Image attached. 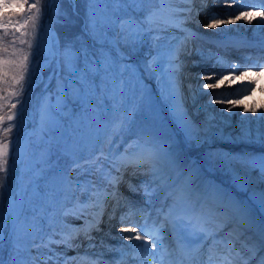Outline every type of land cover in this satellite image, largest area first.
I'll return each mask as SVG.
<instances>
[{"label": "rangeland", "instance_id": "rangeland-1", "mask_svg": "<svg viewBox=\"0 0 264 264\" xmlns=\"http://www.w3.org/2000/svg\"><path fill=\"white\" fill-rule=\"evenodd\" d=\"M35 2L36 0H26L23 9L0 8V12L5 14L7 29H12L10 43L6 42L8 38L5 37L7 53L0 51V58L18 63L22 57L15 50L29 51L28 46L20 44L16 38L20 37L22 31L30 30L28 25L20 28L23 23L21 17L26 19L34 11L28 9L27 5ZM211 3L213 0H203L201 3L208 13L226 9L225 14L232 15L248 6L249 0H245L243 7L234 4L231 8L222 0L220 3L223 4ZM48 5L49 0H40L41 17L31 50L29 73L25 77L26 93L29 76L32 82L36 74L39 62L36 57L48 55L44 43V19ZM163 5V0H58L53 30L54 57L42 66L43 77L33 90L25 109L33 118V123L23 133L17 147L18 185L9 200L6 216L3 202L12 187L10 160L6 182L0 188V256L5 264H44L46 259L58 252L56 243H49L50 240L60 241L64 235L76 239L80 228L74 226L66 214L77 206L80 196L88 194L92 188L98 192V188L91 184V179L85 178L80 171L88 166L89 159L103 158L107 162L110 158L118 160L132 144L142 148L146 146L144 151L148 157L168 156L169 171L166 174H170L174 184L183 182L195 194L214 192V199L225 207L230 220L240 221V217H244V223L250 228V232L264 241V118L261 116L264 111H260L252 120L242 114L245 109L263 108L264 84L245 81L242 84L237 80L232 85L225 86L209 79V75L213 73L220 76L226 74L233 64L238 65L239 70L248 69L253 63L252 68H255L256 60L251 54L243 55V52L240 56L220 53L217 44L201 41V45L195 48L206 64L200 69L190 70L191 64L198 62L194 49L190 56L185 55L184 51L178 52L180 59H183L181 68L187 67L185 69L190 70L189 77H196L193 84L188 80L183 81L186 78L184 71L179 75L180 83H184L186 87L191 85L187 93L195 97L190 105L195 109L200 106L204 114L213 115L214 120L220 124L219 128L210 126L204 120L205 116L199 118L191 114L192 129L189 135L188 130L171 113V95L168 90L165 92L162 89L158 72L154 70L152 63L159 40H162L153 14L162 11ZM200 8L197 7L198 11ZM66 11H70L71 18L66 16ZM135 17L146 26L144 32ZM124 18L128 20L127 25L122 22ZM197 19V24L205 27V20L200 17ZM183 21L187 22L186 15ZM150 23L153 25L151 30L147 28ZM18 28L19 31L16 30ZM146 40L154 43L152 50L146 46ZM258 65L261 66L260 69H264V65ZM209 67L215 71L210 73ZM3 70L7 72L11 84V78L17 74L18 69L15 64L8 63ZM238 73L242 74L240 71ZM206 84H216L217 87L205 88ZM15 87L12 85L7 90L11 91ZM257 89L261 91L258 93ZM0 94H3L2 86ZM17 99L13 97L9 104L15 103ZM229 101H234L236 105ZM163 108L166 112H163ZM17 109H21L19 104ZM15 124L16 127L9 136V156L16 134L25 125L22 114L17 116ZM231 127L235 132L234 138L225 133ZM149 139L151 141H144ZM192 143L197 145L198 150L193 149ZM188 151L194 152L191 161L187 160ZM117 160L113 162L116 163ZM125 168L126 166L122 167L121 171L125 172ZM211 168L222 173L223 179L226 178L229 183L219 182V179L214 181L208 175ZM150 171L152 170L149 169L148 172ZM139 175L136 173L133 179L138 181L136 177H140ZM155 175L160 174H148ZM4 177L5 174L0 173V179ZM241 177L245 180L240 181ZM155 183V180L146 183L148 190ZM157 186L160 188L164 185ZM168 187V190H173L174 186L168 184ZM164 189L165 187L162 192ZM258 191L263 195L260 200L256 197ZM170 194L173 195L166 192V200H169ZM218 196H222V199H218ZM180 197L185 199L184 205L173 218L179 230L178 237L191 238L197 245L214 244L213 250L227 254L226 259L221 258V261L240 264V259L246 255L239 242L243 237L240 235L231 244L229 241L236 235V231L229 233L223 228H209L201 225L198 218L193 225L192 211H198L202 202L198 201L196 204L183 195ZM180 197L176 198L179 200ZM160 201L150 199L147 202V199H142L147 208L140 205L147 211L156 207L152 213L156 214L154 220L160 229L159 234L167 239L170 249H178L179 245L170 234V215L165 212L167 209H163L166 204ZM210 206L204 208L209 215L212 214ZM86 222L87 219L83 217L81 229L86 226ZM123 223L125 226H139L138 230L150 228V232L154 228L151 225L132 224L130 220H124ZM201 227L205 231H201ZM91 229V232L83 231L86 235L81 236V242L75 246L76 250L68 264H101V259H97V256H92V259L88 256L90 252L84 248L87 240L97 243L95 229ZM242 229L246 231L247 227ZM155 238L157 239L152 236V240ZM100 241L103 245L104 241ZM102 245L100 254L106 252ZM114 255L103 256V262L119 263ZM119 255L122 261L134 262L127 252ZM142 256L147 262L151 258L149 253H142ZM246 258V264H261L264 250L257 251L250 258L246 255ZM143 259L135 263L145 264Z\"/></svg>", "mask_w": 264, "mask_h": 264}, {"label": "bare ground", "instance_id": "bare-ground-1", "mask_svg": "<svg viewBox=\"0 0 264 264\" xmlns=\"http://www.w3.org/2000/svg\"><path fill=\"white\" fill-rule=\"evenodd\" d=\"M163 1L165 5L161 7L162 11L153 14L154 20L157 21L156 23L158 24L159 34L162 37V40H159L158 49L155 51L152 63L154 70L158 72L162 89L165 92L168 90L171 95V113L174 118L188 130L186 131L189 135L192 129L190 122L191 114L192 116L199 118L200 116H205V119H203L210 123V126H216L219 128L220 124L218 121L214 120L213 115L204 114V111L200 109V106L195 109L193 105H190V101L195 97L193 94L187 93L190 91L191 85L186 87L184 83H180L179 75L182 71H184L186 78H184L183 81L188 80L193 84L195 83L194 81L196 77H189L190 70L200 69L204 63L206 64V62L202 60V56L197 53L195 47L200 46L201 41H211L218 45L219 50L221 51L220 53H232L236 55H240L241 52H243V55L250 53L251 57L256 60L255 65H257V67L252 68L254 66L253 63L248 69L236 70L232 68L222 76L212 72L213 74L209 75L210 80H214L215 82L225 86H230L237 80L242 84L244 81L248 83L254 82L255 84H264V69H260L261 66L258 65V63L264 65V28L260 27L258 19L259 12L264 9H253L252 16L250 17V19H252L251 24L247 23L244 19H241L235 23L217 24L215 28H211L203 27L202 25L197 24V18H202L207 24H210L213 19L226 20L229 19V14H225L227 13L226 9L224 11L223 9L222 11L221 9H217V12L213 10V12L208 13L207 8L205 9V5L201 4L203 0ZM194 1L195 3H193ZM214 1L216 0H213L211 5L223 4L216 3ZM255 1L256 2L251 1L248 7L236 11V13L231 16L234 18V16L239 15L241 11H246L249 7L257 4V0ZM197 7H201L199 11ZM184 15H186L187 22L183 21ZM135 21L142 25V32H144L146 29V26L143 25L144 23L138 21L137 18H135ZM122 22L127 25L125 18ZM152 26L153 25L150 23V25H147V28L151 30V28H153ZM149 42L150 41L147 42L146 40V43H148L146 46L150 47V50H152L154 43ZM193 49L195 54L194 56L198 62L192 63L190 70L185 69L187 67L181 68V62H183V59H180L178 52L184 51L185 55L189 54L190 56ZM211 71L215 70L210 68V73ZM238 71L242 74H239ZM221 81H223V83H221ZM260 91L261 90L259 89L256 90L258 93ZM228 100H230V98H228ZM234 105L236 104L234 103ZM263 108L260 106V108H257L255 112L248 109L249 111H244L242 114L245 118L252 120V117L256 114H260V111H264ZM233 131L234 129L231 127L226 130L225 133L228 137L234 138L233 135L235 132ZM146 148V146H143L142 148L137 146V144H132L126 149L125 154L118 158V160L117 158L114 159L106 157L111 159L109 162L103 158H94L93 160L89 159L90 163L80 171V174L85 178H90L91 184H94V186L98 188V192L92 188L88 194L79 197L76 207L68 210L66 216L74 226H77L78 229L80 228L78 236L76 239L73 238L70 240V247L62 242L56 243L59 253L56 252L53 256H51L52 259H46L44 264H46V262L47 264H56L57 259L59 264H68L72 260L73 251L76 250L75 246L80 244L81 236L86 235L84 234L86 226L81 229V219H83V217L87 219V222L91 221L94 223L95 221L93 220V217H95L96 221H99L98 225L94 227V235H96L98 239L97 243H95L94 240H87V245H85L84 248L85 251L90 252L88 256L92 259L96 256L97 259H101V264H105L103 259H105L104 257L108 254L113 256L114 253V257H118L119 253H123L127 250L134 251L139 248L143 250L149 248L156 258L154 262L148 261L146 264H185V256H188V254H171L172 250L168 248L166 239L161 235H158L157 240L154 241L156 243L155 248H153L151 244H148L147 248H144L142 246L144 241L134 240L130 242L124 240L120 232L122 227H131L125 226L124 223L121 222V218L126 220L128 217H130L128 219L131 220L132 218H142L143 222L149 221L153 227L155 226L157 228L154 220V218L156 219V216L152 213L156 207L147 211L143 210L144 208L140 205L143 204V207L147 208L146 203H143L142 199H147V202H149L150 199H153L158 201L161 200L164 204H166V208L163 209H167L165 212H167L168 215H171V219L169 221L170 230L173 232L175 237L178 236L177 227L174 226L172 218H174L177 211H181L182 204L184 205L185 199L180 197V195H183L191 201L193 200V202L195 201L196 204L198 201L202 202L200 207L198 206V211L194 213L192 211L193 225L198 218L201 225H205L209 228L215 226V228H223L229 233L236 231V235H233L229 242L233 244V241H236L238 239L237 237L241 235L243 238L239 241L240 247L244 253H246L248 258L255 256L257 251L264 250V244H262L263 240L258 239L250 232V228H248V226L244 223V217H240V221L233 219L230 220V218H228L229 213L225 210V207L220 206V203H218L219 201L214 199V192L208 191L207 194H195L192 193L190 187L183 182L174 184L175 181L170 179V174H166L167 171H169L168 156L161 158L153 156L148 157L144 151ZM193 155V151H188L187 160L191 161ZM115 160H117L116 163L113 162ZM110 162H113V164H110ZM107 163L110 164L109 168ZM124 166H126L125 172L121 171ZM149 169L152 171L148 172ZM152 172L160 175L148 176V174ZM136 173L140 174V177H136L138 181L133 179ZM131 180L133 183H130ZM153 180H155L156 183L151 186V190H148V184ZM239 180L243 181L245 178L241 177ZM239 180L237 181L239 182ZM159 184L164 186H160L159 188V186H157ZM168 184H173V190H168ZM130 185L133 186V189H138L129 190L132 189L130 188ZM164 187L165 193L162 192ZM166 192L173 194L169 195V200H166ZM262 196V193L258 191L256 197L260 200L262 199ZM176 197H180L179 200ZM228 197L229 200H231V195ZM218 199H222V196H218ZM208 205L212 206L209 207V210L212 213L211 215L207 214V209H204ZM242 227H247L246 231H244ZM92 230L93 229L87 231L91 232ZM239 231L241 233H239ZM242 233L244 235H242ZM128 234L129 233H123V235ZM94 235L91 236L93 237ZM100 240L104 241L103 245ZM184 240L185 239H181V242H179L176 238L175 242L177 244L179 243L180 246H183V249L187 248L189 252L194 253L191 258L195 264H213L218 260L221 264H227L226 261H221V258L226 259L227 254L223 252L217 253V251L213 250V248H215L214 244H206L205 246L199 244L195 246L192 242L193 240L191 241V239H187L185 242H182ZM101 245L103 246L104 251H106L104 254H100V251L103 250L100 248ZM214 253H217V256H214ZM246 255L240 259V264H246ZM134 259H137L136 255L134 256ZM177 259L178 262H176ZM262 261H264V258ZM257 263L260 264V262ZM118 264L124 263L119 261Z\"/></svg>", "mask_w": 264, "mask_h": 264}, {"label": "snow or ice", "instance_id": "snow-or-ice-1", "mask_svg": "<svg viewBox=\"0 0 264 264\" xmlns=\"http://www.w3.org/2000/svg\"><path fill=\"white\" fill-rule=\"evenodd\" d=\"M26 0H0V8H19L23 9L24 3ZM224 4L231 8L234 4H239L240 6L245 5V0H223ZM216 3H220V0H216ZM28 9L34 10L31 12L30 15H27V18L23 19V23L20 25V28H24L26 25L30 27V30H25L21 32L20 37H17L16 39L19 40V43L22 45H27L29 51H23L22 49L15 50L19 53H21V57L16 63V61H6L2 58H0V86L3 87V94H0V173H4L5 177L0 179V188L4 186V183L6 182V176L8 171V162H9V147H10V140L9 136L13 131V128L16 127L15 121L19 114H22V107L24 102V96L26 94V87H25V77L26 74L29 73V65H30V56L32 55V49L34 46V42L37 35V29H38V22L41 17V8H40V0H36L35 3H30L27 5ZM254 8H260L264 9V0H257V4L253 5L252 7H249L246 11H241L239 15H235L234 18L229 13V19L226 20H216L213 19L210 24L205 25V27H211L215 28L217 24H228V23H235L238 20L244 19L247 21V23L251 24L252 19L250 17L252 16V11ZM255 18V17H253ZM5 14L0 12V28L4 29V36H0V51L7 53V45L5 43V37L8 35L7 28L8 24L4 22ZM259 22L260 27L264 28V10H261L259 12ZM20 28L16 29L17 31L20 30ZM14 35V33H13ZM24 37H27L25 39ZM14 43V41H13ZM8 63L15 64L16 68L18 69V72L16 75H14L11 78V84L9 83L8 74L6 71H4V66ZM238 65L233 64V69H238ZM31 77L29 76L28 83L30 85ZM223 83V81H221ZM254 83V82H250ZM12 85H15L16 87L8 91L7 89L11 87ZM205 88H216V84H206L204 86ZM247 87V86H246ZM17 97L15 103L9 104V101L13 98ZM229 103H235L234 101H229ZM21 106V109H17V105ZM231 111V109H229ZM245 111H249L248 109H245ZM251 111L255 112V109H251ZM262 118H264V113H261ZM7 124V126H4ZM12 202L10 201V204ZM94 223L89 221L86 222V231L90 230L92 227H95L98 225L99 221L95 220V217H93ZM122 223L124 222V218H121ZM138 227H122L120 229V232L122 234V238L127 241H144V244L142 245L144 248H147L148 244H151L153 248L156 247V243L152 240H149V234L145 232L143 229L138 230ZM201 231H205L203 227L200 229ZM160 232L159 228H153V231L151 235L158 236ZM123 233H129L128 235H123ZM71 240L70 235H64L60 241L50 240L49 243H65L67 246H71L69 243ZM262 244H264V241H262ZM47 247V245H45ZM49 259H52V257H49ZM0 264H5V261L2 256H0ZM47 264V262H46ZM56 264H59V261L57 259ZM229 264L231 262L229 261ZM262 264H264V261H262Z\"/></svg>", "mask_w": 264, "mask_h": 264}, {"label": "water", "instance_id": "water-1", "mask_svg": "<svg viewBox=\"0 0 264 264\" xmlns=\"http://www.w3.org/2000/svg\"><path fill=\"white\" fill-rule=\"evenodd\" d=\"M57 1L58 0H50L49 7H48V12H47L46 18L44 20L45 44H46V46L48 48L49 55L47 57L43 58L39 62L38 67H37V74H36L35 79L33 80L32 84H31V86L28 89V92H27V95H26V98H25V102H24V106L22 108V114L29 121V125H30V119H29L28 115L26 114L25 109H26V107H27V105H28V103L30 101V97L32 95V92H33L35 86L40 82L41 78L43 77L42 66L46 62L50 61L54 57V48H53L52 34H53V29H54L53 21H54V13H55V7H56ZM28 126H26V128ZM26 128H24L23 130H21L17 134L16 139L14 141V144L12 146L10 157H9L10 165H11V169H12L13 187L9 191V193L6 196L5 201H4V212H5V215L8 214V209H7L8 208V202H9L12 194L15 192L16 187H17V182H18V179H17L18 165H17V163L15 161L17 143H18L21 135L23 134V132L25 131Z\"/></svg>", "mask_w": 264, "mask_h": 264}, {"label": "trees", "instance_id": "trees-1", "mask_svg": "<svg viewBox=\"0 0 264 264\" xmlns=\"http://www.w3.org/2000/svg\"><path fill=\"white\" fill-rule=\"evenodd\" d=\"M66 16L67 17H69V18H71L70 17V11H66ZM12 30V29H11ZM11 30H9V29H7V32H8V35L6 36V38H8L7 40H6V42L7 43H10L9 42V39L11 38V37H9V35H10V31ZM2 34V35H1ZM0 36H4V29H0ZM77 45V44H76ZM38 58V59H37ZM42 58V56H40V55H38L37 57H36V60L37 61H40V59ZM38 63V62H37ZM29 87V86H28ZM206 163V162H205ZM212 174H214V175H216V177L218 178V179H221V180H226V178L225 179H223V176L220 174V173H218V172H216V171H214L213 170V168H211V171H210ZM219 175V176H218Z\"/></svg>", "mask_w": 264, "mask_h": 264}]
</instances>
